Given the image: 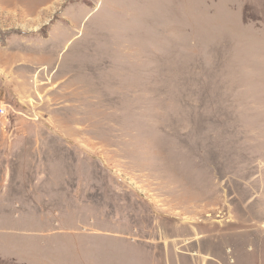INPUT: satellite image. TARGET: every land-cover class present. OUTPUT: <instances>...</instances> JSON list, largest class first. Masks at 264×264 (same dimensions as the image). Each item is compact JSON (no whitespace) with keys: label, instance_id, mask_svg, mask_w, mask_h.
<instances>
[{"label":"rangeland","instance_id":"obj_1","mask_svg":"<svg viewBox=\"0 0 264 264\" xmlns=\"http://www.w3.org/2000/svg\"><path fill=\"white\" fill-rule=\"evenodd\" d=\"M0 264H264V0H0Z\"/></svg>","mask_w":264,"mask_h":264},{"label":"built area","instance_id":"obj_2","mask_svg":"<svg viewBox=\"0 0 264 264\" xmlns=\"http://www.w3.org/2000/svg\"><path fill=\"white\" fill-rule=\"evenodd\" d=\"M2 111V113H4V111L3 110H1Z\"/></svg>","mask_w":264,"mask_h":264}]
</instances>
